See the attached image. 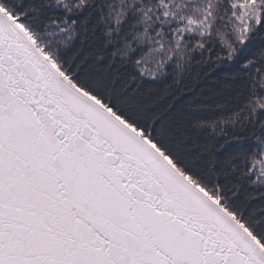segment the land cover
<instances>
[{
    "label": "snow or ice",
    "instance_id": "obj_1",
    "mask_svg": "<svg viewBox=\"0 0 264 264\" xmlns=\"http://www.w3.org/2000/svg\"><path fill=\"white\" fill-rule=\"evenodd\" d=\"M0 264H264V0H0Z\"/></svg>",
    "mask_w": 264,
    "mask_h": 264
},
{
    "label": "trees",
    "instance_id": "obj_2",
    "mask_svg": "<svg viewBox=\"0 0 264 264\" xmlns=\"http://www.w3.org/2000/svg\"><path fill=\"white\" fill-rule=\"evenodd\" d=\"M206 99H209V100H211V99H214V98H206Z\"/></svg>",
    "mask_w": 264,
    "mask_h": 264
}]
</instances>
